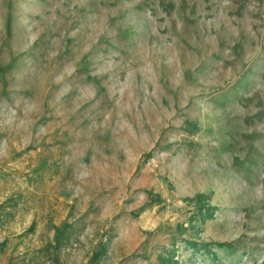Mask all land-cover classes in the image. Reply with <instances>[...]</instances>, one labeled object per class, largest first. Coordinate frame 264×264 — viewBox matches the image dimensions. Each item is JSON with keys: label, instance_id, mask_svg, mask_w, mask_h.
<instances>
[{"label": "rangeland", "instance_id": "rangeland-1", "mask_svg": "<svg viewBox=\"0 0 264 264\" xmlns=\"http://www.w3.org/2000/svg\"><path fill=\"white\" fill-rule=\"evenodd\" d=\"M0 264H264V0H0Z\"/></svg>", "mask_w": 264, "mask_h": 264}, {"label": "trees", "instance_id": "trees-1", "mask_svg": "<svg viewBox=\"0 0 264 264\" xmlns=\"http://www.w3.org/2000/svg\"><path fill=\"white\" fill-rule=\"evenodd\" d=\"M199 197H203V196L200 195ZM205 208H206V209H204V211L207 212V213L209 212L208 215H207L206 217H203V215H204V211H203V212L201 211V210L203 209V207H201V208L199 209V212L201 211L202 213L200 212V214H202V215H201L200 217H197V218H196V219L199 220V224H200V225H202V223L205 222V219H206V218H211L212 215H213V210H212V211H209V210L207 209V207H205ZM189 246H191V248H193V250L196 249V244H195V243H190ZM194 247H195V249H194ZM204 249H205V250L208 249L206 252H208V253L211 255L208 246L204 247ZM211 256L213 257L214 255H211Z\"/></svg>", "mask_w": 264, "mask_h": 264}]
</instances>
